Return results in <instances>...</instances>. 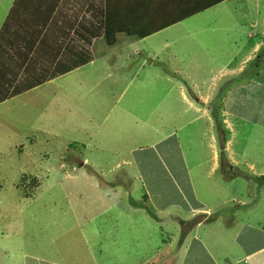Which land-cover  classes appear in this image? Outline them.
I'll use <instances>...</instances> for the list:
<instances>
[{"label":"rangeland","instance_id":"1","mask_svg":"<svg viewBox=\"0 0 264 264\" xmlns=\"http://www.w3.org/2000/svg\"><path fill=\"white\" fill-rule=\"evenodd\" d=\"M12 1L0 0V20ZM263 12V2L234 0L156 35L151 43L159 48L152 54L170 59L164 66L173 69L148 64L138 69L135 62L127 69L130 63L125 60L135 59V54L121 49L138 44L132 39L116 53L105 50V61L74 70L0 107V264H36L34 258L59 264H170L161 255L178 247L179 221L207 218L192 216L198 205L191 189L213 207V217L222 214L226 222L239 221L242 209L222 205V199L249 202L241 195L247 181L235 183L232 190L229 185L231 193L225 191V196L218 191L225 190L226 167L211 174L212 182L217 179L212 185L202 181L211 166L205 162L211 158L206 145L215 143L218 129L182 104L178 94L180 88L192 104L199 99L203 107L218 111V141L231 128V142L242 150L249 143L247 159L258 161L255 169L264 172V88L258 87L259 95L249 90L229 94L231 85L235 88L255 74L264 84V41L258 53L243 61ZM253 20L256 29L250 27ZM164 35L176 46L160 49ZM174 73L179 80L188 77L183 84L195 85L198 93H187L179 80L168 84L165 78L174 81ZM221 103L226 117L219 115ZM179 123L186 126L179 130ZM243 158L228 176L235 181L247 175L257 181ZM250 186L254 192L246 209L253 210L250 217L255 215L251 220L256 222L264 217V186ZM123 207L141 211L130 217ZM152 215L161 221L153 222ZM259 256L264 257V251L249 258L250 263Z\"/></svg>","mask_w":264,"mask_h":264},{"label":"crops","instance_id":"2","mask_svg":"<svg viewBox=\"0 0 264 264\" xmlns=\"http://www.w3.org/2000/svg\"><path fill=\"white\" fill-rule=\"evenodd\" d=\"M207 1L208 0H13L0 20V107L8 104L19 96H26L32 92L37 93L39 89L50 85L60 77L68 75L74 70L81 69L92 63L105 61L106 58L103 57V55H105V50H112L108 52L116 53L121 47L133 43L132 39L138 40V44H131L121 49L122 51L129 50V52L135 54V59L133 56H130L125 60V62L130 63L127 69H129L134 62L135 65L138 66V69H145L147 64L156 65L161 69H173L175 66H164V63H168L170 59L152 54V50H156L159 47H155L153 43H151V39L156 37V35L167 34L170 30H175L179 25L181 26L182 22L185 20L201 15L218 6H223L227 2H234V0H224L212 8L190 16L158 32L147 35L149 30L152 27L156 28L155 26H162L175 19V17L181 15L183 12H189V8L199 6L200 3L203 4ZM239 1L250 5L263 2L264 7V0ZM106 16L107 19L111 21V24H109V31L114 40V43L111 45L107 44V37L104 34ZM124 27L125 29H123ZM250 27L256 29L257 23L255 20H253ZM116 29L120 30L115 31ZM127 32L130 34L127 35ZM255 32V41L252 40L254 35H252L250 31L247 34V37L252 40L249 42L252 44V49L243 60L244 62L250 60L256 52L258 53L262 44L264 45V43H262L264 41V12L260 30H255ZM261 36L263 38H260ZM168 37V35H164L165 41H163L160 49L165 50L171 48V46H176L175 44L177 43L170 41ZM156 44H158V42ZM134 45H138V49L133 48L132 46ZM196 46L198 45H195V47ZM213 50L217 52L216 46H213ZM164 53L165 52H163V54ZM172 57L174 58L175 55ZM114 59H118V57H114ZM178 60L188 68L185 61L181 59ZM224 67L226 68V66ZM65 71L69 72L64 73ZM239 71L240 70H238V72ZM172 77H174V81L173 79L165 78L170 85L179 80L178 73H174ZM183 79L189 81L188 77H184L177 83L184 86L187 93L188 90L191 92L195 90L198 93L195 85H192V88L185 87L186 84H183ZM247 79H250V81L247 82ZM247 79L245 83L243 82L241 85H235V88L233 87L234 84L231 85L229 94L235 92H240L239 94H242L241 92L245 93L246 90H249L251 92L250 94L259 95L260 88L258 87L264 88V84L261 86L258 81V74L251 77L249 76ZM196 92H194L195 95ZM181 94L182 91L179 88V101L182 104L188 107V109L194 110V113L200 118L205 117L211 127L217 126L218 129V132L216 131L218 139L214 140L215 143L206 145L211 152V158L210 161L205 162H210L211 166L209 172L203 175L202 181H208V185H212L217 179L212 182L215 178L211 174L217 169H221L223 172V169L226 167L225 172H223L225 190H223V192L218 191L219 194L222 193V195L225 196V191L227 194H230L231 192L226 189L229 185L232 190L236 188L235 183L241 182L242 180L247 181V184H242L241 195L249 200V202H237V204H234L235 201L231 196H227V199H222V205L232 207L236 205V207L243 211V216L239 221H235L231 218L226 222L225 219L227 215L223 216L222 214H217L213 217V207L207 204L206 200L198 199L191 189L192 199L198 205L197 210L193 212L192 216L197 213L199 216L207 215V218L213 217V220L205 222L207 219L205 218L204 221L197 224L189 231L188 235L182 243L178 245L175 252L172 253L170 250L168 253L161 255V257L164 258V262L170 261V264H237L241 261H244V264H251V259L249 260V258L260 255L261 252L264 251V231L262 230L264 217L260 221L252 222L251 219L256 216L253 215V217H250L253 210H248L246 208L250 206L252 202L251 198L253 197L252 194L254 192L250 183L257 182L260 186H264L261 185L264 184V182H262L260 178L264 176V172L260 174L255 169L258 161L256 162L255 159H247V156L249 158V155H247L249 152V147H247L249 143L244 144L245 146L242 145L244 147L242 150V147L237 148V144L231 142L230 138L234 135L231 128L228 127V131H225L226 137L222 141H218L220 133L218 128L219 122L216 119L218 117V111L217 113L216 110L211 112L210 108H206L205 105L203 107V103H199V99H194V104H192L189 98L184 95L181 96ZM12 95L14 96L12 97ZM211 100L209 99V102H211ZM194 105H198L200 108ZM221 109L219 115H221V117H226L224 116L223 109H227L222 103ZM209 113H212L214 117H216L212 120L209 119ZM223 122L225 121L223 120ZM183 124L184 123H179V130L180 127L184 128L186 126V124ZM236 149H238L240 153L235 152ZM262 149H264V146ZM219 154H221L222 157H219ZM239 158H243V164L249 167L253 177H255L257 181L252 180L251 177L247 175L238 176L235 181L228 176L234 171L232 166L237 164ZM170 180L173 181V184L177 182L176 176L174 175H172ZM118 190V194H120L121 189L119 188ZM219 196L220 195H218V197ZM258 196L261 197V194L257 195V197ZM257 197L255 198L257 199ZM199 200L202 202L198 203ZM121 210H125L130 217L141 211L133 207L128 210H126V207H123ZM210 215L211 217H208ZM118 216L121 217L122 214L119 213ZM118 216L116 217V222L120 220H118ZM150 218L153 222L161 221V219L156 216H151ZM192 218L184 221H189ZM130 226H132V224H130ZM85 247L88 250V246L85 245ZM247 247H251V249ZM235 256L238 260L231 262ZM90 257H92V255H90ZM246 260L249 261L246 263ZM34 262H36V264H59L57 261L42 258H34ZM253 262V264H264V257L259 256L257 259H254Z\"/></svg>","mask_w":264,"mask_h":264},{"label":"trees","instance_id":"3","mask_svg":"<svg viewBox=\"0 0 264 264\" xmlns=\"http://www.w3.org/2000/svg\"><path fill=\"white\" fill-rule=\"evenodd\" d=\"M223 1L224 0H208L207 2H205L203 4L200 3L199 6L191 7V8L188 9L189 12H186V11L183 12L181 15L175 17V19H173V20H171V21L163 24L162 26H155L156 28H153L152 27L149 30V33L147 35H150V34H153L155 32H158L159 30H162L163 28H166V27H168L170 25H173V24H175V23H177L179 21H182V20H184V19H186V18H188L190 16H193V15H195L197 13L203 12L204 10H207L209 8H212L215 5H217V4H219V3L223 2ZM105 24H106V27H105L104 34L107 37L106 38L107 44L108 45H111V44L114 43V40H113V36H111V32L109 31V24H111V21L109 19H107V16L105 18ZM123 29H125V27ZM119 30L120 29H116L115 31H119ZM126 34L129 35L130 33L127 32ZM67 72H69V71H65L64 73H67ZM61 74H63V73H61ZM13 96L14 95H12V97ZM260 178H261L262 181H264V176H261ZM24 197H26V195ZM148 213L151 214L150 213V210L148 211ZM152 217H155V216L152 215ZM204 220L205 219H199V218L196 219L195 218V219H191L189 221H179V224H180V227H181V230H182V234H181V236L179 238V244L182 243V241L185 239V237L188 235V233H189V231L191 229H193L197 224L201 223ZM212 220H213V218H207L205 220V222H210ZM262 230L264 231V223L262 224Z\"/></svg>","mask_w":264,"mask_h":264}]
</instances>
